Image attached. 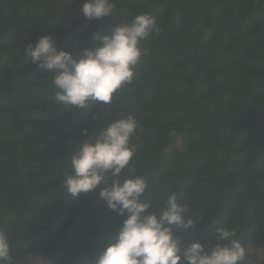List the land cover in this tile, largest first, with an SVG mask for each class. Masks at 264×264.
I'll list each match as a JSON object with an SVG mask.
<instances>
[{
  "label": "trees",
  "instance_id": "trees-1",
  "mask_svg": "<svg viewBox=\"0 0 264 264\" xmlns=\"http://www.w3.org/2000/svg\"><path fill=\"white\" fill-rule=\"evenodd\" d=\"M84 0H0V229L6 264H83L122 222L94 191L73 199L63 179L78 144L133 115L137 150L126 175L142 176L158 212L177 194L195 226L177 235L217 243L234 230L242 264H264V0H114L90 20ZM160 31L140 41L133 82L111 103L68 108L55 100L53 73L24 50L40 36L79 55L137 14ZM87 135H84V130ZM110 182V181H109ZM221 244L227 241L219 242Z\"/></svg>",
  "mask_w": 264,
  "mask_h": 264
},
{
  "label": "clouds",
  "instance_id": "clouds-1",
  "mask_svg": "<svg viewBox=\"0 0 264 264\" xmlns=\"http://www.w3.org/2000/svg\"><path fill=\"white\" fill-rule=\"evenodd\" d=\"M114 8V0H84L81 12L87 19L102 20ZM159 31L154 16L137 14L131 23L116 25L109 34L94 33L95 43L79 55L58 49L49 35L28 43L24 55L32 64L53 73L58 103L68 108H83L90 100L109 104L115 93L133 82L143 54L140 41ZM136 129L133 115L115 119L93 138L78 144L71 155V171L63 179L68 195L76 199L103 182L106 186L100 188V199L123 218L107 242L83 264H242L246 251L232 239L234 230L214 227L217 243L211 249H205L199 240L184 241L177 232L193 228L195 220L178 202L176 193L167 197L166 206L158 212L149 211L151 205L144 198L146 180L139 175L118 178L137 150L130 143ZM83 134L87 135L86 129ZM10 260L9 238L0 229V264Z\"/></svg>",
  "mask_w": 264,
  "mask_h": 264
},
{
  "label": "rangeland",
  "instance_id": "rangeland-1",
  "mask_svg": "<svg viewBox=\"0 0 264 264\" xmlns=\"http://www.w3.org/2000/svg\"><path fill=\"white\" fill-rule=\"evenodd\" d=\"M33 264H39L38 262H36V261H33Z\"/></svg>",
  "mask_w": 264,
  "mask_h": 264
}]
</instances>
